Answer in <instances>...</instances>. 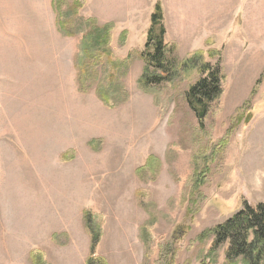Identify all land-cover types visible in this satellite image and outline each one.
<instances>
[{
    "label": "rangeland",
    "instance_id": "374dc122",
    "mask_svg": "<svg viewBox=\"0 0 264 264\" xmlns=\"http://www.w3.org/2000/svg\"><path fill=\"white\" fill-rule=\"evenodd\" d=\"M79 1L73 31H86L94 15L112 24L109 54L85 93L75 67L83 35L60 34L53 0H0V264H32L39 206L77 200L99 218L97 250L106 227L111 264L140 262L139 226L143 264H226L227 246L201 236L245 202H264V0ZM158 2L164 21L172 16V58L220 52L205 54L224 77V93L203 126L186 99L199 68L144 92L143 53ZM111 55L123 66L113 72L123 88L114 108L96 91L109 81ZM151 156L157 162L138 174ZM80 192L87 196L78 199Z\"/></svg>",
    "mask_w": 264,
    "mask_h": 264
},
{
    "label": "trees",
    "instance_id": "16d2710c",
    "mask_svg": "<svg viewBox=\"0 0 264 264\" xmlns=\"http://www.w3.org/2000/svg\"><path fill=\"white\" fill-rule=\"evenodd\" d=\"M63 1L69 2L64 10L62 9ZM53 8L56 11V26L61 35L64 37L83 35L75 67L78 70L79 89L85 93L87 92V81L92 79V70L98 62H102L104 54H109L112 25H100L96 20L89 19L86 21L87 30L82 28L76 32L72 30V26L76 19H81L79 15L82 2L79 0H53ZM166 34L163 8L158 2L151 16V25L143 53L145 62L142 76L145 84L144 92L153 93V89L149 87L172 81L180 69L189 75L191 71L199 68L203 76L199 82L189 88L186 99L200 125L203 126L204 120L210 114L211 106L220 101L224 93V77L221 75L218 65L212 66L205 61V54L213 57L214 55L220 56V52L216 50L207 53L198 51L188 59L179 62L174 57L172 58L175 50L168 46ZM126 37L127 32L124 31L120 35L123 43ZM110 57L112 62L109 63V81L106 85H99L96 91L100 100L107 107L114 108L120 103L123 88L117 86L113 72H118L123 66L119 67V60L113 59V55ZM248 103L250 105V102ZM250 120L251 116L238 118L239 123L248 124ZM156 162L155 157H149L145 166L138 169V174H144ZM205 176L204 173H201L197 178L196 184L199 182V187L205 184ZM202 179L204 180L202 181ZM85 227L91 239L90 256L87 264H106L105 261L102 262L103 259L94 257L102 237V228L98 216L86 212ZM206 235L214 237V248L219 245L227 246L225 251L226 264H264V202L256 205L245 202L240 210L222 224L205 231L201 238ZM30 261L32 264H47L43 253L37 250L31 252Z\"/></svg>",
    "mask_w": 264,
    "mask_h": 264
},
{
    "label": "crops",
    "instance_id": "0c3cea01",
    "mask_svg": "<svg viewBox=\"0 0 264 264\" xmlns=\"http://www.w3.org/2000/svg\"><path fill=\"white\" fill-rule=\"evenodd\" d=\"M94 19L100 25H106V24L112 25L110 22H104L97 15H94ZM165 20H166L165 26L167 32L166 37H167V35L169 36L170 24L172 21L171 13H170V23L167 17H165ZM125 29L126 30L124 31H128V28ZM130 42L131 40L127 43V45L123 50L125 51V53L123 55H119L120 58L123 60H125L127 56L133 52L132 47L130 46ZM91 188L92 187H90L89 189ZM83 189L86 190L87 187L85 186ZM86 196H87V192L86 193L80 192L78 194V199H82V197L85 198ZM72 197L76 198L77 193L72 194L71 198ZM78 204L79 201L77 200L75 203L73 202V203L61 204L60 206L58 205L54 206L53 207L54 209H51L48 205L39 206L41 207L40 211L42 209L43 211L42 214H40V216L37 217L38 235L35 241V246L31 248V252L33 251V249L42 252L45 255V260L47 264H86L90 254L91 239L86 232L84 214L86 212L85 210L89 207L87 204H81V205ZM105 221L107 223V218H105ZM106 230L107 229L105 227L103 240L101 242L102 244H100V248H98L97 253L98 256L100 254L101 256H104L107 259L108 264H111L108 254L106 250H104V247L107 245V243H104L106 240V236H109L108 234H106L107 233ZM133 233H135L136 239L139 245L141 244L140 246L142 248L141 249L142 253H140L141 259L138 264H143L145 259L144 257L145 250H144V245L140 241L141 240L140 226L137 227L136 231L133 230ZM62 238H64V240H61Z\"/></svg>",
    "mask_w": 264,
    "mask_h": 264
}]
</instances>
